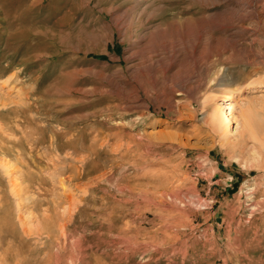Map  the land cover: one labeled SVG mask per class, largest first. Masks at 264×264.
Here are the masks:
<instances>
[{
  "label": "rangeland",
  "instance_id": "obj_1",
  "mask_svg": "<svg viewBox=\"0 0 264 264\" xmlns=\"http://www.w3.org/2000/svg\"><path fill=\"white\" fill-rule=\"evenodd\" d=\"M263 102L264 0H0V264H264Z\"/></svg>",
  "mask_w": 264,
  "mask_h": 264
},
{
  "label": "bare ground",
  "instance_id": "obj_2",
  "mask_svg": "<svg viewBox=\"0 0 264 264\" xmlns=\"http://www.w3.org/2000/svg\"><path fill=\"white\" fill-rule=\"evenodd\" d=\"M234 95L235 94L232 93V94H229L228 96L224 97V103L221 105L215 104L214 101L212 100L213 98H211V97L206 98L207 101H212L214 103L215 108L212 112L209 113V115L207 116V121L206 120L205 121L209 126H211L214 130L219 132L221 135L226 134V130H228V128L230 127V124H231V117L229 116L228 113H226V111H224V108H227V109L231 108L230 107V105H231L230 101H231V98H234ZM262 106L264 108V102H263ZM230 110H232V109H230ZM251 111H252V106H250V107L244 106L241 110L242 117L244 118V128L247 131H249V135L252 137V139H254L256 141H258V140L261 141L259 139V134L256 133V131L254 130L253 124L250 122L249 113ZM230 114H232V112ZM158 136H159L158 138L161 137L160 135H158Z\"/></svg>",
  "mask_w": 264,
  "mask_h": 264
}]
</instances>
